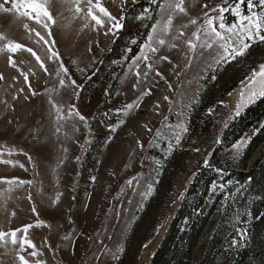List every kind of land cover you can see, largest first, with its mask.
Here are the masks:
<instances>
[{
    "label": "rangeland",
    "instance_id": "374dc122",
    "mask_svg": "<svg viewBox=\"0 0 264 264\" xmlns=\"http://www.w3.org/2000/svg\"><path fill=\"white\" fill-rule=\"evenodd\" d=\"M137 1L100 0L122 24L121 29L105 35L107 29H97L83 13L74 15L70 5L54 0L50 11L55 23L49 22V36L48 30L36 21L20 17L14 10L5 11L11 6L10 0H0V34L32 48L47 68L45 72L35 57L24 50L0 51V74L4 77L0 80V161H13L0 162V181L15 178L32 182H0V231L10 233L27 224L44 222L27 233L35 249L25 245L21 250L19 242L11 243L10 236L0 241V264H20L18 253L29 264H36L37 260L42 264H149L192 181V165L199 158L210 161L214 151L212 140H200L189 163L191 172L173 177L177 198L167 206L161 222H152L158 209L143 214L161 177L166 181L177 175V169L166 166V160L185 136L187 131L182 128L187 129L190 112L205 89L207 78L216 80L217 72L236 58L219 63L201 61L188 71L184 67L187 49L180 43L178 49L161 50L147 78L137 77L133 57L140 54L147 36L138 52L127 60L138 43L136 38H129L128 32L154 23L157 11V4L152 1V6L144 7L136 15L125 14L126 7ZM185 3L189 16L198 17L199 24L203 22V11L208 10L203 5L216 7L223 0ZM149 15L153 18L148 19ZM225 15L226 22L232 21L231 13ZM33 28L49 43L40 41L30 31ZM194 30L190 26L186 36ZM6 43L0 40V48ZM113 43L116 53L110 52ZM50 50L58 52L60 59H49ZM159 55H167L171 63L159 61ZM9 56L16 62L15 67L8 63ZM61 62L69 69L63 77L64 86L59 83L63 74L57 76ZM262 63L264 47L218 79L210 103L216 99L223 102L222 126L237 116L234 113L241 80ZM144 68L145 63L141 62L140 70ZM22 74L28 75V81ZM70 79L75 80V85H70ZM149 90L150 94L142 95ZM166 96L168 100L164 99ZM133 102L139 106L125 108ZM213 107L214 104L208 110ZM76 112L85 120L81 121ZM243 148L231 147L219 155L235 159ZM136 221L138 231L127 245ZM23 235L17 233L18 241ZM202 238L194 251L195 260L201 257ZM33 250L38 253L35 257L30 255Z\"/></svg>",
    "mask_w": 264,
    "mask_h": 264
},
{
    "label": "trees",
    "instance_id": "16d2710c",
    "mask_svg": "<svg viewBox=\"0 0 264 264\" xmlns=\"http://www.w3.org/2000/svg\"><path fill=\"white\" fill-rule=\"evenodd\" d=\"M152 1L129 4L125 14L136 15L144 7L152 6ZM151 24L128 32L129 38H136L138 43L127 60L138 52ZM115 43L111 53H116ZM260 47H264V42L253 44L244 56L224 65L217 72L216 80L210 81L209 76L198 102L192 107L187 132L166 160V166L175 167L177 175L166 181L161 177L145 203L143 214L146 216L158 209L153 211L152 222L159 224L167 206L177 198L173 177H184L191 172L189 163L196 154L197 142L212 140L214 151L210 161L199 158L192 165V181L149 264H264V98L246 106L227 127L220 121L225 113L224 105L219 99L210 103L218 79ZM213 104L210 112L208 108ZM241 139L247 142L238 158L219 155ZM138 224L136 221L128 234L127 245L138 231ZM201 237V257L195 260L194 251Z\"/></svg>",
    "mask_w": 264,
    "mask_h": 264
},
{
    "label": "snow or ice",
    "instance_id": "6c2138e0",
    "mask_svg": "<svg viewBox=\"0 0 264 264\" xmlns=\"http://www.w3.org/2000/svg\"><path fill=\"white\" fill-rule=\"evenodd\" d=\"M53 2L54 0H10L11 6L6 8L5 11L11 12L14 10L20 17H26L36 21L43 29H47V34L51 36L49 22L52 24L55 23L53 14L50 11ZM59 2L62 5H70L69 10L73 11L74 15L83 13L85 19L90 18V20L94 22L93 26L97 29H107L104 32L105 35L113 29L122 27L117 17L113 16L108 9L101 4L100 0H59ZM153 2L157 4L155 22L151 24V29L147 34V38L144 44L141 45L140 54L133 57V65L137 69V77L142 75L147 78L149 72L154 70V65L157 62V55L161 50L165 48L168 50L178 49L180 43H183L187 49L184 67L186 70L190 71L194 64L201 61L208 60L219 63L226 59H235L238 56H244L251 46L250 42H264V0H223V3L216 7H210L208 4H204L203 8L208 10L203 11V22L199 24L198 17L193 18L189 16L185 0H153ZM226 13H231L233 17L232 21L226 22ZM185 17L188 18L187 22H184ZM152 18L151 15L148 16V19ZM141 19H143V17H141ZM190 26H194L195 30L192 31L190 35L186 36V32ZM24 27L28 29L29 25L25 23ZM85 27H87V25H85ZM30 31H34L40 41H43L45 44L49 43L39 31H35L34 28L30 29ZM0 40L7 41L3 48H0V51L6 49L8 52L15 53L18 50H24L31 53L36 61L40 63V67L47 72V68H45L44 63L41 61V57L38 56L32 48H25L23 44L8 40L3 34H0ZM53 58L57 60L60 59L58 52L51 51L49 59ZM158 60L171 63L167 55H159ZM141 62L145 63V68L142 71L140 70ZM8 63L13 67L16 66V62L11 56L8 58ZM73 63L75 62L73 61ZM68 73L69 69L61 62L57 71V76L63 74L59 81L61 86H64L65 81L63 77L67 76ZM22 75L24 76V80L28 81V75ZM156 75L160 76L161 74L157 71ZM177 75H179V73H177ZM2 79H4V77L0 74V80ZM69 83L70 85H75L76 82L70 79ZM169 87H171V85H169ZM21 91H23V89H21ZM32 94L35 95L36 93L33 92ZM148 94H150V90L149 92L142 93V95ZM229 95L231 96L232 93H229ZM238 96L239 99L235 106L234 113V115L237 116L240 114V110L246 105L253 103L258 98H264V63L259 65L258 70L254 69L244 80H241ZM164 99L168 100L169 98L166 96ZM169 103L171 104L172 102L169 101ZM220 103L223 104L222 101ZM138 106L136 102H133L125 105V108L131 110ZM209 111L211 112L212 110L209 109ZM57 112H60L59 108H57ZM69 114L71 115L73 113L70 112ZM75 115L79 116L81 121L85 120V117L80 116L78 112H76ZM178 127L180 126L178 125ZM225 127H227V124H225ZM114 130L115 129H113V131ZM57 131H59V129H57ZM148 131H151V129H148ZM182 131L186 132L187 129L182 128ZM159 134L160 132L157 130V135ZM176 139L179 141L180 136L177 135ZM216 142L219 143V140ZM246 142V139H241L232 147L239 150ZM140 146L142 147V145ZM2 155L3 153H0V156ZM8 155L11 156L13 153L9 152ZM29 159L31 158L29 157ZM0 162L13 164L11 160H2ZM20 167H23V165H20ZM93 179L95 178L93 177ZM0 182L9 185L32 183L31 181H22L15 178ZM128 183L131 184L132 181L130 180ZM149 190H151V186H149ZM57 200H59V195H57ZM32 211L35 212L36 209L33 207ZM12 215H15V213L13 212ZM43 224V221H39L36 225L27 224L23 228H17L10 233L0 231V241L10 236L11 243L15 245L19 242L21 250H24L25 245L35 249L36 245L27 237V233L33 227L42 226ZM21 232L24 233V235L20 237L18 241L17 233ZM30 255L35 257L38 253L33 250ZM18 259L20 264H29V260L26 259L24 255H19L18 253ZM36 264H42V262L37 260Z\"/></svg>",
    "mask_w": 264,
    "mask_h": 264
},
{
    "label": "water",
    "instance_id": "95a60500",
    "mask_svg": "<svg viewBox=\"0 0 264 264\" xmlns=\"http://www.w3.org/2000/svg\"><path fill=\"white\" fill-rule=\"evenodd\" d=\"M122 28V27H121ZM121 28H119V29H121Z\"/></svg>",
    "mask_w": 264,
    "mask_h": 264
}]
</instances>
